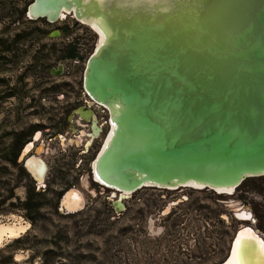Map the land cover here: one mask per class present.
I'll use <instances>...</instances> for the list:
<instances>
[{
	"label": "water",
	"instance_id": "water-1",
	"mask_svg": "<svg viewBox=\"0 0 264 264\" xmlns=\"http://www.w3.org/2000/svg\"><path fill=\"white\" fill-rule=\"evenodd\" d=\"M67 16L72 28L98 25L102 40L83 57L75 38L49 73L59 75L63 61L83 62L81 88L104 113L99 132L105 126L90 174L109 190L113 211L125 208L121 193L141 187L235 188L264 176V0H30L24 10L25 19L47 23ZM28 144L16 160L38 189L47 166L41 145L23 157ZM83 206L72 185L56 209ZM247 252L264 264L252 239Z\"/></svg>",
	"mask_w": 264,
	"mask_h": 264
},
{
	"label": "rangeland",
	"instance_id": "rangeland-1",
	"mask_svg": "<svg viewBox=\"0 0 264 264\" xmlns=\"http://www.w3.org/2000/svg\"><path fill=\"white\" fill-rule=\"evenodd\" d=\"M72 22L69 17L46 24L36 22L34 25L40 26L42 32L28 39V50L21 62L16 68L0 72V76L10 79L9 85L16 75L22 76L18 97L8 98L1 104L0 118L5 116L9 121L4 130L14 128L31 132L36 122H48L49 115L60 111V102L55 97L69 82L75 91L82 65L71 69L73 65L67 61L69 73L51 75L48 72L49 67H55L60 53L72 38H84L87 51L96 39L94 31L86 25L72 28ZM61 26H68L66 36H45L49 30ZM17 102V120L11 124L15 114L12 108ZM47 146L49 151L43 158L48 161L49 168L39 188L47 191L39 215L31 219L22 209L8 206L9 201L16 203L17 199L25 197L26 184L30 180L24 175L13 190L15 197L0 205V209L6 208L5 212H0L1 223L28 225L19 234L28 233L25 246L33 245L37 250L55 239L69 264H221L237 227H251L264 238V176L243 179L228 196H218L206 187H141L123 200L125 208L122 211L115 212L107 200L109 192L99 189L97 194L87 178L86 165L76 166L74 150L59 149L55 140ZM15 174L16 170L8 166L2 179ZM72 185L83 194V208L54 215L51 204L55 200L57 205L62 191ZM3 193L0 190V194ZM182 196L186 198L178 201ZM230 203L239 204L237 208H243L250 217L238 220ZM167 204L169 209L163 212ZM32 236L36 237L35 241ZM12 238L2 237L0 246ZM28 255V250H18L13 258L19 260ZM36 262L34 258L33 264Z\"/></svg>",
	"mask_w": 264,
	"mask_h": 264
},
{
	"label": "trees",
	"instance_id": "trees-1",
	"mask_svg": "<svg viewBox=\"0 0 264 264\" xmlns=\"http://www.w3.org/2000/svg\"><path fill=\"white\" fill-rule=\"evenodd\" d=\"M30 0H0V72L9 68H16L21 62L28 50V39L34 34H40L42 29L40 26L34 25L36 22L46 24L42 18L28 20L24 18V10L26 4ZM8 65V66H7ZM22 79L21 74L16 75L9 85V78L0 76V109L1 104L8 98H17L22 86H19ZM19 102L15 104L12 110H15L13 124L17 120V107ZM9 121L6 117L0 118V190L4 193L0 194V205L6 200L14 196V188L19 183L21 176L28 175L16 161L19 145L24 136L28 132H20L14 128L4 130V126ZM10 166L16 170L14 177L2 179V175ZM46 189H37L30 180L26 184L25 197L22 200H16V203L9 201L8 206H16L24 211L28 218H34L39 215V211L43 205ZM58 194L55 196L57 198ZM54 198V199H56ZM52 212L56 216L61 214L56 209V201L51 204ZM6 208H1L0 212H5ZM28 236L27 232L12 238L9 242L0 246V264H33V259L37 258L36 264H69L66 254L58 245V241L49 240L47 245L40 249H35L33 245L25 246L24 241ZM36 240L35 236L31 237ZM18 250H28L29 255L24 259L15 260L13 254Z\"/></svg>",
	"mask_w": 264,
	"mask_h": 264
},
{
	"label": "flooded vegetation",
	"instance_id": "flooded-vegetation-1",
	"mask_svg": "<svg viewBox=\"0 0 264 264\" xmlns=\"http://www.w3.org/2000/svg\"><path fill=\"white\" fill-rule=\"evenodd\" d=\"M67 17H69V16H67ZM78 25L79 24H77L76 26H78ZM62 27L63 26H61L60 28H62ZM66 27L68 28V26H66ZM75 38H77L78 44L80 43V41L83 40V38L76 36V37L72 38L71 41H73ZM71 41H69L66 44V46ZM95 43L97 45V39H95ZM93 44H94V41L92 42L90 50L88 51V53L86 55H83L81 53L80 54L83 57H86L89 54V52L91 51ZM65 47H64V49H65ZM63 50H62V52H63ZM66 62L67 61L61 62L62 63V72L60 74H62L64 72L69 73L67 71L68 65H65ZM68 62L72 63L71 65H73V66H71V69H75L77 65H82V68L79 72L78 79L76 82L75 91L73 88H71V87H73V84H71L69 82V84L66 85L65 90L62 89L60 93L56 94L57 98L55 97V99H56V101L60 102V106H61L60 111L56 112V114H54V115H49L48 122H43V121H41V123L36 122L37 126H35V128H33V130H31V132H29L28 135L23 137L21 144L19 145L18 153L21 151L23 146L25 144H27L29 141H31V148L28 151H26V153L23 155V157L26 156L27 154L31 153L32 148L34 146L41 145L42 151L39 155L45 161L46 166H47L46 172H48V168H49L48 167V161L43 158V155L49 151V148L47 146L49 144V142L55 140L59 149H61L63 147L64 148L63 150H65L66 148L67 149L69 148L70 150H74V152H73V155H74L73 158L74 159L73 160H74V162H76V166H78L79 164L86 165L87 178H88L89 182H91V184L94 185L95 188L97 189V191H96L97 194H99V189L101 190V192H104V191L109 192L108 189L102 190L99 187V184L93 180V178L91 177V174H90V167H89L91 160L93 159L96 151L99 148V143L101 141V138L103 136V131L105 129V126L103 125L102 131L99 132V125H100L101 120L104 117V113L99 115V112L97 111V108H98L97 104L95 102H93L89 98V96L81 88V74H82V69H83V62H78L76 60H68ZM48 72H49V69H48ZM67 89H69V90H67ZM36 131H37L38 135H37V138L34 139V138H32V135ZM43 140H46L47 143L44 144ZM18 153H17V155H18ZM16 159H17V157H16ZM17 162L22 167V169L25 171V169L22 165V160L17 161ZM27 175H28V173H27ZM45 175H46V173H45ZM28 177H29L28 179L32 181V179L29 175H28ZM180 187H185V186H180ZM189 187H192V186H189ZM234 189L235 188H233L230 193L218 192V190H214V189H210V190L218 196H228V195L232 194ZM110 195H111V193H110ZM131 195H132V193L130 194V196ZM185 198H186V196H182V197H180V199L178 201H182V199H185ZM107 200L110 203L109 197H107ZM238 205L239 204L230 203V206L233 208V212L235 210L236 211L237 210L238 211H241V210L245 211L243 208H237ZM162 209H164V208H162ZM240 221H245V220H240ZM242 226H245V225H242Z\"/></svg>",
	"mask_w": 264,
	"mask_h": 264
},
{
	"label": "bare ground",
	"instance_id": "bare-ground-1",
	"mask_svg": "<svg viewBox=\"0 0 264 264\" xmlns=\"http://www.w3.org/2000/svg\"><path fill=\"white\" fill-rule=\"evenodd\" d=\"M90 27L92 28V31H95L97 33L96 39H97V45L102 40V32L98 25L95 23H90ZM95 43V41H94ZM95 43V46H97ZM38 135V134H37ZM30 147V144H28L24 151H27ZM83 184L86 185V180L84 179ZM195 188H201V186H194ZM233 188H215L214 190H218V192H227L230 193ZM114 195L117 197V194L114 192H111V195ZM126 194V193H125ZM124 196L128 197V195H124V193H121L119 197ZM118 197V198H119ZM125 199V198H124ZM61 203L64 205V207L68 210L69 205L71 203H74V198L71 194L66 195L63 197V200ZM169 204L167 208L165 209V212L167 209H169ZM235 216L238 220H247L250 216L245 211H234ZM27 224L19 223V222H11V223H1L0 222V239L2 237H16L20 234V232L24 231L27 227ZM241 228V229H240ZM252 239L255 242L256 249L260 254H263L264 256V239L260 237L254 230H252L251 227H239L237 234L235 238L232 241L230 254L228 257L224 258L221 264H252L254 262L253 257H250L247 252V245L249 240ZM17 256V255H16Z\"/></svg>",
	"mask_w": 264,
	"mask_h": 264
},
{
	"label": "built area",
	"instance_id": "built-area-1",
	"mask_svg": "<svg viewBox=\"0 0 264 264\" xmlns=\"http://www.w3.org/2000/svg\"><path fill=\"white\" fill-rule=\"evenodd\" d=\"M86 42V40L83 38L82 41H80V43L78 44V47H77V51L83 55H86L88 53V51L86 50V47L84 45V43ZM91 47V45H90ZM90 50V48H89Z\"/></svg>",
	"mask_w": 264,
	"mask_h": 264
}]
</instances>
